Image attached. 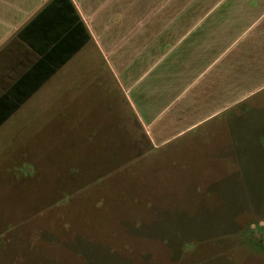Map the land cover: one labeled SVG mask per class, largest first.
Wrapping results in <instances>:
<instances>
[{
  "label": "rangeland",
  "instance_id": "obj_1",
  "mask_svg": "<svg viewBox=\"0 0 264 264\" xmlns=\"http://www.w3.org/2000/svg\"><path fill=\"white\" fill-rule=\"evenodd\" d=\"M180 2L126 0L108 38L166 33L165 117L89 62L0 133V264H264V0Z\"/></svg>",
  "mask_w": 264,
  "mask_h": 264
},
{
  "label": "crops",
  "instance_id": "obj_2",
  "mask_svg": "<svg viewBox=\"0 0 264 264\" xmlns=\"http://www.w3.org/2000/svg\"><path fill=\"white\" fill-rule=\"evenodd\" d=\"M174 1L143 0V5L186 6ZM125 2L0 0V133L8 127L16 132L32 128L35 119L49 118L51 102L68 86L70 71H80L89 62L105 65L135 117L155 119L165 114L166 84L160 79L168 72L166 54H162L166 47L157 49L151 40L166 33L152 31L150 26L138 32L130 28L114 46L108 42L116 17L121 24L125 19V24L130 23L128 17L112 15ZM157 21L165 24L167 14H160ZM101 83L104 87L105 80Z\"/></svg>",
  "mask_w": 264,
  "mask_h": 264
}]
</instances>
